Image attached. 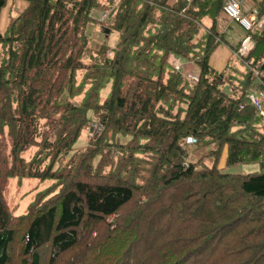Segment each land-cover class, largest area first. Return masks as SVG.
<instances>
[{"label": "trees", "instance_id": "obj_1", "mask_svg": "<svg viewBox=\"0 0 264 264\" xmlns=\"http://www.w3.org/2000/svg\"><path fill=\"white\" fill-rule=\"evenodd\" d=\"M25 1L0 33V264H264V116L247 100L264 24L230 74L209 63L225 0ZM188 136L209 148L195 162ZM223 152L261 172L222 171ZM16 178L47 184L22 214Z\"/></svg>", "mask_w": 264, "mask_h": 264}, {"label": "rangeland", "instance_id": "obj_2", "mask_svg": "<svg viewBox=\"0 0 264 264\" xmlns=\"http://www.w3.org/2000/svg\"><path fill=\"white\" fill-rule=\"evenodd\" d=\"M21 12V9L17 8L15 6L14 0H7L5 6L2 8V12L0 15V33L4 34L8 24ZM87 32L91 37V47L93 49H98L102 42H104V34L103 31L94 30L90 26L87 28ZM116 35H110V37L107 39V43L109 46H113L115 42ZM240 45V44H239ZM239 47V46H238ZM237 50V49H236ZM168 63L174 65H179L181 69V73H184L185 76L192 75L195 70V65L192 63H181L176 58H174L171 54L169 55ZM235 56V55H234ZM245 58V57H244ZM237 56L234 57L232 63H237L239 65V61L237 60ZM243 59V58H242ZM240 59V60H242ZM240 66V65H239ZM234 67V66H232ZM237 69V67H235ZM82 73V72H81ZM82 74H78V79L80 80ZM189 79V78H188ZM190 81V80H189ZM192 83V82H191ZM258 91H264L262 90H254L252 93H256L258 95ZM80 96V95H79ZM264 116V115H263ZM89 132V125L85 127L84 132L82 136H80L79 141L75 145V149L79 146H82L85 144L86 139L90 137ZM127 139L122 138L121 141L125 142ZM185 143L188 144L185 140ZM191 148L189 150V155L187 161H196L197 156H205L206 153L209 151V148L206 147H196L194 148V144L189 145ZM212 148V145H211ZM193 155H192V154ZM31 155V154H30ZM224 155L225 152H223L219 167L224 172L228 173H249V174H258L260 173V169L257 163H248V164H235L230 166H225L224 164ZM208 162V161H207ZM206 162V163H207ZM47 185V184H46ZM45 183L38 182L37 179L32 178H16L10 183V199L11 203L13 204V201L18 203L17 206V213L22 214L25 211L26 206L31 202L35 194L39 191H42L46 187Z\"/></svg>", "mask_w": 264, "mask_h": 264}, {"label": "crops", "instance_id": "obj_3", "mask_svg": "<svg viewBox=\"0 0 264 264\" xmlns=\"http://www.w3.org/2000/svg\"><path fill=\"white\" fill-rule=\"evenodd\" d=\"M7 1V0H6ZM15 6L21 10H23L27 2L25 0H14ZM240 3L241 10L244 14H248L251 9H257L258 3H264V0H237ZM2 12V10H1ZM0 12V15H1ZM257 23L264 24V16L256 18ZM204 24L209 27L211 25V21L209 19L204 20ZM92 28V27H91ZM215 32L218 34L219 43L215 46L213 52L210 55L209 63L210 66L216 71H221L226 69L225 66L229 63L230 69H226L228 73L233 74L232 72L235 67L241 70V66L237 63H232L230 61L233 60L234 52L238 48L242 39L246 36L247 32H245L239 25H237L234 21L229 19L223 13H220L217 16L215 22ZM234 66V67H232ZM194 73V72H193ZM195 74V73H194Z\"/></svg>", "mask_w": 264, "mask_h": 264}, {"label": "built area", "instance_id": "obj_4", "mask_svg": "<svg viewBox=\"0 0 264 264\" xmlns=\"http://www.w3.org/2000/svg\"><path fill=\"white\" fill-rule=\"evenodd\" d=\"M222 12L247 33L251 32L255 26L262 25L260 23H257L256 21L257 9H251L248 14H244L241 10L240 3L237 0H225L222 5ZM252 48L253 41L246 34L237 50L234 52V55L237 56L238 59H242L252 50ZM175 67L177 68L178 66ZM254 75L257 76V73L255 71ZM187 77L193 83H196L198 81V78L195 74L187 75ZM252 92L247 95V100L256 108V110L261 115H264V91H258V95H256L257 92ZM186 142L188 143L187 145H191L194 144L196 140L192 136H188L186 138Z\"/></svg>", "mask_w": 264, "mask_h": 264}]
</instances>
